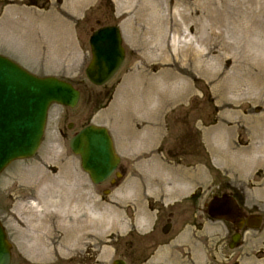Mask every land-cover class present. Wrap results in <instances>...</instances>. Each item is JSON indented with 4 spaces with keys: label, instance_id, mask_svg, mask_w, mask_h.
<instances>
[{
    "label": "rangeland",
    "instance_id": "1",
    "mask_svg": "<svg viewBox=\"0 0 264 264\" xmlns=\"http://www.w3.org/2000/svg\"><path fill=\"white\" fill-rule=\"evenodd\" d=\"M3 1L13 5H0V51L39 78L66 77L81 91L75 108L50 107L34 157L12 163L0 175V221L9 240L31 258H45L41 264H52L54 257L65 256L71 247L84 262L93 258L96 264H111L115 259H129L125 235L145 218L141 213L146 204L138 187L148 194L149 175L175 174L185 181L177 179V195L168 196L169 189L163 190L165 198L180 200L195 191L196 198L175 210L165 235L159 231L158 217V243L143 264H264V63L245 59L239 49L245 37L235 33L241 13L248 11L255 23L253 27L246 17L243 26L251 29L248 38L263 42L264 0H33L35 6L30 8L23 2L31 0ZM4 18L13 24L7 25ZM210 23L214 35L194 43V38H207L202 27ZM106 25L119 26L126 57L106 88L111 93L116 86L114 99H120L95 114L105 104L103 89L87 82L83 68L90 59L91 30ZM219 27L224 32L221 38L217 37ZM165 34L176 51L163 59L160 51H148L147 46L162 45ZM189 39L197 51L188 48ZM230 44L234 45L231 50ZM41 50L48 60L57 56L61 60L47 68L38 55ZM260 50L259 46L252 49ZM74 51H83L82 67L71 61ZM119 114L133 120L164 121L161 130L167 136L156 158L140 155L142 161L155 159L157 167H137L122 159L125 174L120 185L103 195L111 190L109 183L93 185L68 143L83 126L106 124L110 117L112 126L121 128ZM143 129L155 133L159 125ZM116 138L121 142L119 135ZM118 150L124 155L119 146ZM178 159L181 165L176 166ZM131 176L134 179L128 180ZM228 192L239 195L247 215L262 217L258 230L240 232L242 239L234 250L228 248L234 233L231 225L211 221L205 213L213 195ZM86 213L103 224L92 237L79 229ZM153 220L154 216L147 224L151 226ZM33 224H39L38 228ZM38 231L46 234L37 236ZM37 245L46 247L39 251ZM133 245L140 249L139 241ZM12 264H18L17 259Z\"/></svg>",
    "mask_w": 264,
    "mask_h": 264
},
{
    "label": "water",
    "instance_id": "2",
    "mask_svg": "<svg viewBox=\"0 0 264 264\" xmlns=\"http://www.w3.org/2000/svg\"><path fill=\"white\" fill-rule=\"evenodd\" d=\"M92 59L85 71L96 86L107 82L120 67L124 52L117 28L107 27L93 33L89 40ZM79 93L71 85L54 78H35L9 60L0 57V173L13 161L32 157L37 151L52 103L74 107ZM80 156L82 169L94 184L105 181L119 162L111 139L103 128L88 126L69 143ZM213 219L235 222L241 212L232 198L214 197L208 206ZM259 218H250L247 227L258 228ZM239 240L232 238L230 247ZM10 263V246L0 225V264ZM114 264H123L115 262Z\"/></svg>",
    "mask_w": 264,
    "mask_h": 264
},
{
    "label": "flooded vegetation",
    "instance_id": "3",
    "mask_svg": "<svg viewBox=\"0 0 264 264\" xmlns=\"http://www.w3.org/2000/svg\"><path fill=\"white\" fill-rule=\"evenodd\" d=\"M120 172H123V169H119ZM232 196L235 198L237 203L239 204V207L241 206L239 195L237 193H232ZM178 206L171 205L169 207L168 205H158V207L150 208L148 209L149 214L154 215V222L152 223L151 228L144 233H139L135 229H130L127 234L125 235L126 238V246L129 248L130 255H128L129 259L125 258L126 264L133 263V264H143L149 258L152 256V248L158 243V236L157 232L160 231L161 234L163 230H169L171 229V219L175 214V210H177ZM158 217L160 218L159 221V228L158 231L156 229L158 221ZM134 241L140 242V249L137 248V246L133 245ZM151 251V252H150ZM12 257L17 259L19 264H25L30 261V259L27 255H25L16 245L12 247ZM125 257V256H124ZM39 259L38 257L33 258V260ZM83 256L79 255L77 253V250L75 248H71L70 250H67L66 255L63 257H55V261H57L59 264H96V260L93 258L86 260L84 262Z\"/></svg>",
    "mask_w": 264,
    "mask_h": 264
},
{
    "label": "bare ground",
    "instance_id": "4",
    "mask_svg": "<svg viewBox=\"0 0 264 264\" xmlns=\"http://www.w3.org/2000/svg\"><path fill=\"white\" fill-rule=\"evenodd\" d=\"M249 1L250 0H248V2ZM249 15H250V13L248 11H244L243 13H241V22H239L238 23L239 26H237L235 28V33H237L239 37H245V39L242 41V44L239 47V49H240V51H244L245 59L249 60V59L253 58L255 60H258V62L262 64V63H264V32L262 33V35H263L262 41L263 42L261 44H259L258 42H255L254 40H251V39L248 38L249 35L251 34V31H250L251 29H250L249 25L248 26H243V25H245L247 23L246 17H248ZM174 19L175 18L173 16L172 20H174ZM248 23L249 24L251 23V25H253V27H255V23H254L253 19L250 16L248 17ZM212 26H213V24L210 23V24H207L206 26L202 27V30H203L202 33L207 32V38L206 37H205V39L204 38H200V39L199 38H194L193 42L201 44V43H204V41L206 39L207 40L210 39L214 35ZM218 30H219L218 31L219 34L217 35V37L218 38L223 37L224 36L223 35L224 32L221 30L220 27L218 28ZM151 35L152 36L154 35L156 37V31L152 30L151 31ZM233 35H236V34H233ZM188 42H189V44L187 43L188 44V48L192 49L193 51H197V50L193 49L192 40H190ZM162 43L163 44L158 46L157 48L151 49V48H148L149 46H147V49H148V51H160L161 52L160 56L163 57V59H164L165 56H168V54H170V51H176L174 46L169 44V41H168V38H167V34H165L163 36ZM235 43L236 42H234V44ZM232 44H230V45H232ZM254 46L255 47L259 46L261 48V50L258 51V52L257 51H252ZM233 47H234V45L230 46V50ZM178 51H180V50H178ZM181 51H184V50L182 49ZM259 53H261V54H259ZM261 70H264L263 66L261 67ZM44 180H45V182H50L51 181L50 179H45V178H44ZM77 224H78V222H77ZM102 226H103L102 223H100V225H99V220L91 218V216L88 215L87 213H86L85 220H83L82 222L80 221V223H79V229L80 230H82L83 232L84 231H88L87 237H92L96 233L97 229H99ZM75 228H76V226H75Z\"/></svg>",
    "mask_w": 264,
    "mask_h": 264
}]
</instances>
